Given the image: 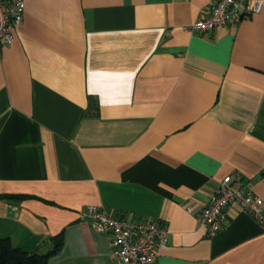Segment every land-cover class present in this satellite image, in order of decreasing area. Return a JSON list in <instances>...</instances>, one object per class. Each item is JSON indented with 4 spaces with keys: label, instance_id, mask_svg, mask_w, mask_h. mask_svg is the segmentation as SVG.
Instances as JSON below:
<instances>
[{
    "label": "crops",
    "instance_id": "obj_1",
    "mask_svg": "<svg viewBox=\"0 0 264 264\" xmlns=\"http://www.w3.org/2000/svg\"><path fill=\"white\" fill-rule=\"evenodd\" d=\"M208 0H25L0 47V238L48 264L124 263L82 210L166 224L155 264H264L262 219L201 208L228 175L264 200V7L191 30ZM192 207L194 211L188 209Z\"/></svg>",
    "mask_w": 264,
    "mask_h": 264
},
{
    "label": "built area",
    "instance_id": "obj_2",
    "mask_svg": "<svg viewBox=\"0 0 264 264\" xmlns=\"http://www.w3.org/2000/svg\"><path fill=\"white\" fill-rule=\"evenodd\" d=\"M263 7L264 0H208L207 16L194 21L190 29L205 31L222 25L238 26L244 18L260 12ZM24 17L25 0H0V47L12 43L14 31L24 22ZM235 178L241 180L239 175L226 176L199 212V220L209 237L220 231L224 210L231 202H238L258 219L263 217V198L246 186H234ZM188 210L194 211L192 207ZM82 216L91 220L95 230L113 236L112 254L124 263L155 264L162 247L169 241L168 226L150 218H117L96 204L85 206Z\"/></svg>",
    "mask_w": 264,
    "mask_h": 264
},
{
    "label": "trees",
    "instance_id": "obj_3",
    "mask_svg": "<svg viewBox=\"0 0 264 264\" xmlns=\"http://www.w3.org/2000/svg\"><path fill=\"white\" fill-rule=\"evenodd\" d=\"M63 243V234H58L51 238L47 250L27 251L14 246L9 238H0V264H48L49 258L61 249Z\"/></svg>",
    "mask_w": 264,
    "mask_h": 264
}]
</instances>
